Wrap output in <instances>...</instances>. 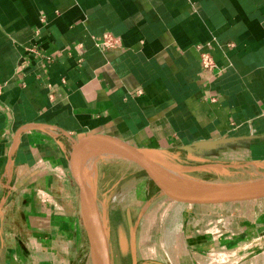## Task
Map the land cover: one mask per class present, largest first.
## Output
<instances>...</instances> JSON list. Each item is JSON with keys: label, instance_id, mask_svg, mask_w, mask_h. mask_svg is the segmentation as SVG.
<instances>
[{"label": "crops", "instance_id": "crops-1", "mask_svg": "<svg viewBox=\"0 0 264 264\" xmlns=\"http://www.w3.org/2000/svg\"><path fill=\"white\" fill-rule=\"evenodd\" d=\"M110 142L204 171L264 158V0H0V262H77L82 164ZM197 208L171 245L183 264H264V196ZM17 219L30 259L8 244Z\"/></svg>", "mask_w": 264, "mask_h": 264}, {"label": "rangeland", "instance_id": "rangeland-1", "mask_svg": "<svg viewBox=\"0 0 264 264\" xmlns=\"http://www.w3.org/2000/svg\"><path fill=\"white\" fill-rule=\"evenodd\" d=\"M180 161L181 164H189L187 162H190L186 157H181ZM208 161L213 162L215 159H209ZM91 162H93V159L83 163L82 169L86 170L90 168L89 165ZM256 163L260 165L256 166ZM192 164H198V162H193ZM224 164L226 165L224 168L195 171L191 175L200 179L223 182L238 181L241 178H254L260 176V173H264V158L253 159L248 153L238 156L231 152L226 155ZM232 165H235V167ZM140 176L136 171L110 160H101L95 168L94 192L100 211H104L108 219L112 264H132L133 260L136 264H153V262L183 264L182 254L174 252V245L169 249H165L164 247L166 246L162 242V235L160 236L161 242L158 240V236L164 227V216L167 213L166 211H168V203L171 202L174 196L172 204L175 203L186 191L177 188L172 190L165 189L159 178L144 177L140 179ZM152 183H156L157 185H151ZM128 185L135 186H131L133 188L130 187L134 193L129 191L130 193L125 194L127 190L125 186ZM135 188L139 193L137 200ZM123 189L124 193L122 192ZM188 199L182 205L179 213L178 221L180 219V225L182 219L185 217L191 218L192 216H199V214L188 216L186 213H200L197 208L198 206L186 207L185 211L181 213ZM116 215L122 220L121 222L117 221L120 222L117 225L114 223L116 221L112 222L113 217ZM16 221L15 223L17 224H14L12 228V234L14 235L9 236L7 239L8 244L15 248V256L17 258L25 255L23 246L27 248L26 251L28 253V251H32V244L37 240L31 232L32 229L27 228V221L22 219H17ZM130 228L135 229L133 243L131 242ZM181 231H183V228H181ZM82 234L83 247L82 250H78L75 253L74 258L77 261L75 264H91L90 253L92 251V245L86 227L84 229L82 228ZM132 247L134 249L133 252ZM26 255H28L29 259L31 258L30 253ZM7 256L8 252L2 254L0 264H22L19 262L20 260L15 262L8 261L10 257L7 259ZM27 264L32 263L28 262Z\"/></svg>", "mask_w": 264, "mask_h": 264}, {"label": "water", "instance_id": "water-1", "mask_svg": "<svg viewBox=\"0 0 264 264\" xmlns=\"http://www.w3.org/2000/svg\"><path fill=\"white\" fill-rule=\"evenodd\" d=\"M204 145H209V143H205ZM96 147L98 148L99 155H93V162L89 165L90 168L84 171L80 203L84 223L92 245V251L90 253L92 264H112L108 219L106 213L100 211L94 192L96 178L95 168L101 160H110L120 163L136 171L141 175L140 179L144 177L159 178L165 189L172 190L177 188L187 193L190 192L188 195H195V198L191 203L187 204L185 208L201 206L206 201H232L264 196V173H260L258 177L249 179L241 178L238 181L218 182L214 180H205L196 178L191 174L208 167L211 168L213 167L212 165L181 164L179 157L174 155V153L150 152L115 142L98 143ZM170 158L177 160H171ZM257 165L260 164L256 163V166ZM225 166L226 165H221L220 167L223 168ZM232 166L235 167V165ZM125 187L127 189L125 194L133 192L131 191L132 187L130 188L129 185ZM122 192L124 193V189ZM138 195L139 193L135 191V196H137L136 200L138 199ZM174 197L171 202L168 203L167 210L174 201ZM1 202L2 201H0V203ZM185 208L182 209L181 213L185 211ZM130 232L131 242L133 243L135 229L130 228ZM133 250L132 247V252ZM132 264H136L134 260Z\"/></svg>", "mask_w": 264, "mask_h": 264}, {"label": "bare ground", "instance_id": "bare-ground-1", "mask_svg": "<svg viewBox=\"0 0 264 264\" xmlns=\"http://www.w3.org/2000/svg\"><path fill=\"white\" fill-rule=\"evenodd\" d=\"M188 194L189 193L184 192L181 195V197L175 203H173L170 206V208L168 209L167 213L164 216V227L162 230L161 238L163 237L162 242L164 243L166 248H168L169 246L171 247L173 240H175L177 238V234L179 231L178 230L179 213H180L182 205L185 203L186 199L189 196ZM91 264H92V262H91Z\"/></svg>", "mask_w": 264, "mask_h": 264}, {"label": "built area", "instance_id": "built-area-1", "mask_svg": "<svg viewBox=\"0 0 264 264\" xmlns=\"http://www.w3.org/2000/svg\"><path fill=\"white\" fill-rule=\"evenodd\" d=\"M95 46L100 49L117 48L119 47V40L111 34H105L102 39L95 42ZM201 64L203 69L207 71H212L216 67L212 57L207 53L202 55Z\"/></svg>", "mask_w": 264, "mask_h": 264}]
</instances>
